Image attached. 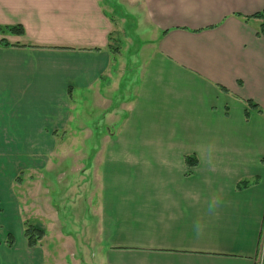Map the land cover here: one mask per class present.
Returning <instances> with one entry per match:
<instances>
[{"label":"crops","instance_id":"0c3cea01","mask_svg":"<svg viewBox=\"0 0 264 264\" xmlns=\"http://www.w3.org/2000/svg\"><path fill=\"white\" fill-rule=\"evenodd\" d=\"M131 1L147 35L134 80L101 0H0V25L24 29L0 31V264H46L48 229L32 223L46 231L35 248L24 236L40 210L64 232L57 136L83 103L106 124L79 170L94 184L88 264H262L264 117L247 121L244 100L264 107V38L239 15L264 0Z\"/></svg>","mask_w":264,"mask_h":264},{"label":"rangeland","instance_id":"374dc122","mask_svg":"<svg viewBox=\"0 0 264 264\" xmlns=\"http://www.w3.org/2000/svg\"><path fill=\"white\" fill-rule=\"evenodd\" d=\"M104 4L107 12L115 19L116 33L115 39L117 45L123 49L124 59H120L119 63L124 62L127 59L128 64L136 66L127 72L126 75L134 80L138 77V65L139 61H135V55L137 53L138 46L144 44L147 35L143 32L142 14L140 6L132 5L131 0H101ZM132 2V1H131ZM129 3V4H128ZM142 33V34H141ZM124 60V61H123ZM86 105L74 106L72 110L73 120L70 122L68 130L60 131L57 136V144L61 147L68 148V151L64 153L65 157L59 160V167H56V174L52 170L54 178L53 190L55 194L51 196L52 199L61 207L64 218L62 222L65 225L64 232L61 233L56 230L54 221L48 220L44 211L40 210L38 217L30 219L31 224L42 223L49 231V241L46 244L47 257L46 264H88L87 259L93 260L94 247L92 241H94L93 223L94 221L87 214L86 208H89L90 198L88 195L89 186H94L93 178L89 174H84V168L90 170L94 169L95 162L98 160V150L105 143L101 136L102 128L105 124L104 119L98 118L94 114H90L89 110H86ZM81 115V121L78 119ZM86 125V126H85ZM90 127L95 133H89L85 127ZM83 127V129H80ZM65 132V133H64ZM57 134V133H56ZM82 135V137H81ZM86 147L85 152L81 153L82 146ZM62 155V149L58 150ZM67 166V168H66ZM66 168V169H64ZM63 170V171H62ZM66 170V172H65ZM77 170V172H75ZM65 172V173H64ZM54 173V174H53ZM64 173V174H63ZM87 181V182H85ZM65 184V185H64ZM91 184V185H90ZM65 187V188H64ZM60 189V190H59ZM70 189V195L68 201L63 202V194ZM52 190V191H53ZM64 192V193H63ZM52 199L49 201L51 205ZM45 203L46 200H43ZM46 213V212H45ZM92 226V227H91ZM9 234L7 235V237ZM75 255V257H73ZM82 255V259L76 258ZM76 261L77 263H75ZM263 262H264V248H263ZM264 264V263H263Z\"/></svg>","mask_w":264,"mask_h":264},{"label":"trees","instance_id":"16d2710c","mask_svg":"<svg viewBox=\"0 0 264 264\" xmlns=\"http://www.w3.org/2000/svg\"><path fill=\"white\" fill-rule=\"evenodd\" d=\"M239 16L243 18L246 22L251 18L259 19L261 21V24L257 30V36L260 38H264V9L250 16H243V15H239ZM0 31L1 32H11L13 34H18V35L24 34V29L22 26H2L0 25ZM4 45H8V43H5ZM221 89L223 91H227L224 87H221ZM244 101L247 105V109L245 111V118L247 121H249L252 111L257 112L258 114H261L264 117V107L263 106H260L258 103L250 99L244 100ZM185 161L187 165L191 167H195L198 165V159L194 156H187L185 158ZM249 185H250V182L245 180V181L238 183L237 188L243 189ZM24 226H25L24 236H25V239L27 240L28 246L31 248H35L39 246L42 240L44 239V237L46 236V231L38 225L26 223L24 224ZM6 243L9 247H12L13 237L11 235L7 237Z\"/></svg>","mask_w":264,"mask_h":264},{"label":"clouds","instance_id":"9594fccd","mask_svg":"<svg viewBox=\"0 0 264 264\" xmlns=\"http://www.w3.org/2000/svg\"><path fill=\"white\" fill-rule=\"evenodd\" d=\"M216 201H213L210 205H209V211L211 212L212 211V209L216 206ZM198 229H199V227H198Z\"/></svg>","mask_w":264,"mask_h":264}]
</instances>
